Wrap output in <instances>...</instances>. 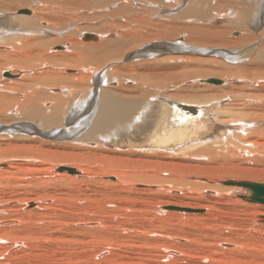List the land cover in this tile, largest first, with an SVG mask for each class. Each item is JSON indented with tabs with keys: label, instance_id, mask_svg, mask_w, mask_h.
I'll list each match as a JSON object with an SVG mask.
<instances>
[{
	"label": "bare ground",
	"instance_id": "obj_1",
	"mask_svg": "<svg viewBox=\"0 0 264 264\" xmlns=\"http://www.w3.org/2000/svg\"><path fill=\"white\" fill-rule=\"evenodd\" d=\"M14 1L16 7L30 5L26 6L29 10H17L18 13L15 15L13 10L16 11V7L15 9L11 8L13 7L11 5L8 8V3L6 6V3L0 0V6L5 8L1 11H8L1 13L4 16L0 17V31H2L0 40L7 37L6 33H13V31L20 33L21 38L28 37L27 40L30 37L39 36L40 38L47 31L54 33L62 31L61 34H68V26L57 27V25L70 19L73 20V18L76 21L83 19V14L77 16L79 14L76 11L81 12L88 9L92 12L100 10L110 12V9L116 7L113 12L108 13L110 17L117 12L118 14L123 12L124 9L123 6V9L119 7L124 0ZM149 1L160 5L159 1L166 4L174 3L175 0H148L147 2ZM209 1L212 0H185V3H180L182 8L185 6V10L178 14V18L188 21L185 20L187 24L177 27L180 29L178 34L179 32L183 33L181 36H176L177 38L174 37L177 33L175 25L178 23H175L174 19L177 18H169V22H172L167 24L161 15L159 16L161 19L158 20L159 17L155 18L149 12V16L146 17L141 15L139 17L132 15L133 17L122 19L120 17V20L109 24L113 27L112 30L104 28L94 30L91 29V25L76 28L77 36L80 39L85 41L101 40L91 47L83 43L78 45L79 43L70 39L66 44L46 48L44 41L32 45L29 40V43H23L21 50L18 49L16 55L21 58L20 64L24 62V68H20L19 64V70L8 72L7 77L2 75L5 81L2 80L3 77L0 81V138L7 140L0 143V185L9 186L25 182L29 187L47 190L48 188L58 189L56 187L60 186H64L63 188L66 186L67 188L77 187L86 183H92L93 186L96 184V189L99 184H110L113 192H116L114 195H117L120 201L118 203L104 201V205L112 206L111 210L108 209V206L105 208L101 204L102 201L99 204L97 202V210L94 207L92 209L99 213V217L87 216V213L91 212L90 205L75 204L74 209L69 207L71 210L69 212L73 216L71 222L68 220L56 222L50 218L61 216L60 212L65 209L60 205V198L57 195L53 196L54 193L53 195L36 193L33 196L20 199L13 195L2 196L4 189H1L0 212L6 213L10 210L11 214L5 217L0 216V264H5V262L8 264H33V258L39 255L36 249L43 245H41L42 240L56 241V244L63 241L72 242V239L62 238V233L66 230L67 234L71 236L81 234L85 238H91L89 241H83L84 249L81 252L84 258L80 259L83 264H264V245L256 247L252 245L254 243L250 242L251 238L264 233V202L252 199L253 190L247 186L251 182L263 185L264 183L248 179L221 180L219 183L215 181L216 179L205 178L201 175L202 173L193 171L194 167L210 168L205 165L204 151L211 155L210 160H215L214 153L222 146H228L227 151L233 154L238 148L244 153H250L251 150L246 149V145L253 147V145L263 144L257 138L264 137V27L261 29L262 23H264V0H228L232 8L225 10V14L218 13L220 11L217 7L218 14L210 13ZM210 4L212 3L210 2ZM220 4L222 5L221 0ZM219 5L217 4V6ZM3 7L1 9H4ZM224 7L226 8V6ZM159 8L161 9V7ZM156 10L157 7L153 11ZM8 14L15 18L16 22L13 21L16 23L15 25L8 22ZM126 14L128 15V13ZM224 15L240 29L239 36L230 38L228 29L213 24L219 23L222 19L221 16ZM88 22L90 21L88 20ZM249 27L256 30L260 28V30L255 34ZM114 28L117 29L118 35L125 43H128L129 40L130 43H133L135 40L144 38L147 40L161 39L163 42L154 44L156 40H152L153 42L146 44L134 43L136 46H133L132 52L128 51L130 53L125 55V52L118 56L111 51L115 40L105 39ZM11 37L13 38V36ZM43 38L41 37V39ZM208 43L212 47H223L221 51H218V54H221L227 61L226 64L222 63L224 66L221 65V68L214 69L211 66L213 69H210L209 72L222 75L224 73L232 74V76H225L222 78L223 83L214 84L207 82L208 78L199 77L197 79L199 82L215 87L211 89L213 93L198 97L178 94L181 87L184 88L183 84L189 80L188 76L192 74L189 71L184 73L178 71L180 63L173 62L175 60L172 61V59H170L171 62L166 63L169 60L168 55L166 62L152 60V58L150 60H141L140 58L156 57L161 53L165 54V52H196L194 48H199L200 51L205 50L198 53H207L209 51L205 46ZM27 45L29 49L26 48ZM30 45L35 47L30 48ZM124 45L121 46V50L125 47ZM16 47L18 46H15V49ZM121 50L118 48L117 51L123 53ZM34 51L36 63L27 65L29 53ZM47 51L53 52L52 55H49ZM184 55L175 57L179 62L180 58L190 59ZM129 58L133 61L129 60V64H121ZM22 59H24L23 62ZM17 61L19 62V60ZM58 61H62V63L58 64ZM63 63L65 64L63 65ZM36 66L43 70L36 71ZM67 66H72L74 72L65 74L63 70L68 68ZM181 67L184 68V66ZM30 72L32 74L29 75ZM15 75L17 78L21 77V80L8 78ZM52 85H58L57 92L52 90ZM176 98L178 100H174ZM48 104L51 105L48 107ZM6 135L10 137L6 138ZM38 135L60 139L62 137L71 138V142L77 148L80 147L79 145L95 146L104 154L99 159L103 160L107 166L104 168L78 166L77 164L80 165L81 162L84 163V161L96 157L90 154L91 151L80 152V150L76 153H65L57 151L58 149L53 150L49 139L47 143L46 137L45 140H42ZM53 142L55 143V141ZM60 143L63 145L64 142ZM212 146L215 149H212ZM103 147L104 149H102ZM126 150L127 153L136 157L143 156L150 159L154 156L156 159L154 163L159 161V165L147 168L146 164V168L150 169L147 171L124 170V166H120L122 164L121 154ZM158 151H162V153ZM163 152L183 154L189 161L186 164L189 168L188 173L180 170L174 172L173 176L174 178L178 177V180L181 179V181L187 178L188 185L196 183L198 192L196 191V194L194 192V197L205 203H186L187 205L203 207L207 211L210 209L206 213L211 217L216 215L215 213L219 209L214 206L216 202H225L227 205L228 203H241L248 210H254L252 212L255 215L247 218V221L241 220L247 224L245 225L246 229L254 230L256 234H243V238L241 237L242 239L239 241L236 236L238 240L222 234L221 230L217 229L221 225L214 224H210L211 229H214L210 236L201 232L202 235L195 234L196 232L189 233L184 229L178 232L181 230L180 228L177 229L178 231H171L170 229L174 225L182 227L185 224L196 227L197 224L194 223L202 222L204 216H198L194 212H203L204 210L179 206L178 204L185 203L184 200L179 199L184 192L177 194L172 193V189L166 190V186L171 184L164 182L165 176L163 177V175L168 169L166 167L172 165L176 167L179 163L177 164L176 161V165L173 161L167 160L168 155ZM174 154L172 155L174 156ZM180 154L178 156L181 157ZM225 158L223 160H226ZM140 161L145 163V161L151 160ZM58 163L64 165L61 166V170L60 167H56V171L65 170L66 172H61L58 174L59 176L53 172V166ZM142 163L139 164L142 165ZM93 164L95 166V163ZM180 166H177L176 169L179 170ZM230 167L225 165V169L240 172L242 177L255 179L254 177L259 175L264 178L263 172L258 173L240 165ZM67 168H74L75 171L70 173ZM110 174L114 177L111 176L109 179ZM212 180H214L213 183ZM227 181L233 182L225 184L224 182ZM137 183H142L146 187H135L134 184ZM106 185L103 190H108L109 186ZM173 188L177 190L176 186ZM243 189L248 191L246 196L243 193L240 194L244 191ZM62 190L64 191V189ZM236 191L244 200L232 196ZM132 196L133 199H138L141 202L139 207L141 212L139 215L136 213L138 215H135L137 216L136 221H132L130 218L133 213L130 212ZM28 200L33 201L27 202ZM3 203L7 206H1ZM164 204L173 205L161 208V205ZM23 206H25L24 210ZM256 208L258 209L256 210ZM79 210L85 214L78 215ZM178 211L187 212L185 213L187 216H184L186 220L180 218L182 212ZM247 214H249L248 211ZM201 222H199L200 226L203 223ZM66 226L67 228H65ZM130 237L140 238L141 243L136 240L132 241L133 239L131 240ZM18 241L21 242L22 248L10 251V247ZM16 245L18 246L19 243ZM19 253L21 255L16 257ZM68 257L70 259V256ZM38 259L41 261L40 258H37V261ZM70 260L72 261V259ZM70 260L67 264L71 263ZM34 263L43 262L35 261Z\"/></svg>",
	"mask_w": 264,
	"mask_h": 264
},
{
	"label": "rangeland",
	"instance_id": "obj_2",
	"mask_svg": "<svg viewBox=\"0 0 264 264\" xmlns=\"http://www.w3.org/2000/svg\"><path fill=\"white\" fill-rule=\"evenodd\" d=\"M5 2L6 4V6H7V3H8V5L9 6H7L8 8L9 7H11V5H13V7H11V8H14L15 9V1L14 0H2V2ZM133 1H134V3H133ZM148 1V0H147ZM146 0H124L122 3H120L119 5V7L120 8H122L123 9V7H124V9H123V12H120L119 14H118V12H117V14H113V15H110V17H109V15H108V13H110L111 11L113 12V10H115L114 8H116V7H114V8H112V9H110L111 11L110 12H108V11H105V10H100V11H94V12H92V11H90V10H88V9H85L84 11H81V12H77L76 11V13H78L79 15H77L76 13V15L77 16H80V14L82 15L83 14V16H84V18L83 19H81L80 21H76L75 20V18H73V20L72 19H70L69 21H65V22H63V23H60V24H58L57 25V27L59 26H68L69 27V29H68V34H61L60 32H62V31H59L58 33L57 32H49V31H47L46 32V34H44V35H42V36H40V38H39V36L38 37H34V38H29V40H30V44H38V43H41V42H43L44 43V46L47 48V47H49V46H57V45H63V44H66V43H68V40H70V39H72V40H74L75 42H77V43H79L78 45H80L81 43H83V44H86L88 47H91V46H93L94 44H96L98 41H101V40H98V41H92V40H90V41H85V40H83V39H80V37L79 36H77V31H76V28H80L81 26H83V27H85V26H87V25H91L90 27H91V29H94V30H102L103 28L104 29H107V30H112V26H110L109 24H112L113 22H116L118 19L120 20V17H121V19L122 18H124V17H129V16H136V17H139L140 15L142 16V17H146V16H149V12L151 13V15L152 16H154L155 18H157V17H159L160 15H161V17H163V18H165L164 20H166V22H167V24H169L170 22H172V21H170L169 22V20L170 19H173L174 17L175 18H177V19H174V21H176L175 23H177L175 26H176V28L177 27H180L181 25H184V24H187V19H184V18H178V14H180V13H182L184 10H185V6L182 8V3H185L184 1L185 0H175L174 1V3H163L162 1H159V4L160 5H158L157 3H155V2H153V3H151L150 1V3L149 2H147ZM187 1V0H186ZM125 2V3H124ZM128 2V3H127ZM177 2V3H176ZM210 2L212 3V4H210ZM216 2V3H215ZM218 2V3H217ZM227 2V3H226ZM123 3H124V5H123ZM131 3H133L132 5H131ZM181 3V4H180ZM219 3H220V0H218V1H216V0H212V1H209V11H210V13L211 12H213V13H215V14H218V13H221V14H225L226 13V11L225 10H228V8H232V5L229 3V1L228 0H221V3H222V5L220 4L219 5ZM129 4V5H128ZM153 4V5H152ZM170 4V5H169ZM175 4V5H174ZM217 4L219 5V6H217ZM229 4V5H228ZM242 4V3H241ZM127 5V6H126ZM175 7H174V6ZM231 5V6H230ZM27 6V7H29L30 5H23V6H17L16 7V11L15 10H13V12L15 13V15H16V13H18V11L19 10H21V9H28L29 10V8H25V7ZM123 6V7H122ZM166 6H167V8H166ZM171 6V7H170ZM224 6H226V8L224 7ZM3 6H0V17H2V16H4V14H1V13H4V12H8V11H1V10H5V8L4 9H1ZM119 7H117L118 9H119ZM130 7V8H129ZM136 7H137V10H136ZM140 7V8H139ZM156 7H157V10L156 11H153V10H155L156 9ZM159 7H161V9L159 8ZM179 7V8H178ZM215 7V8H214ZM216 7H217V9H219V11L220 12H218L217 13V9H216ZM128 8V9H127ZM139 8V9H138ZM7 9V8H6ZM158 9H159V11H158ZM175 9V10H174ZM180 10V12H178L179 10ZM183 9V10H182ZM8 10H11V9H8ZM18 10V11H17ZM130 10H131V13H129L130 12ZM140 10V11H139ZM169 10V11H168ZM178 10V11H177ZM231 10V9H230ZM118 11H121V10H118ZM157 11H158V13H157ZM128 13V15L126 14V13ZM138 12V13H137ZM144 12V13H143ZM167 12V13H166ZM169 12V13H168ZM178 12V13H177ZM13 13V14H14ZM104 13H107V14H105L104 15ZM126 14V15H124V14ZM163 13H165L164 14V16H163ZM19 14H22V15H27V14H24V13H19ZM166 14H167V16H166ZM169 14V15H168ZM18 15V14H17ZM103 15V16H102ZM123 15V16H122ZM213 15V14H212ZM89 17V18H87V17ZM90 16L92 17L91 19H90ZM105 16H107V17H105ZM118 16V17H117ZM132 16V17H133ZM9 16V14H8V22H11L13 25H15L16 23H14V22H16L15 21V18L13 17V15H12V17H10ZM97 17V18H96ZM109 17V18H108ZM161 17H159V19L158 20H160L161 19ZM173 17V18H172ZM188 17H190V15H188ZM100 18V19H99ZM114 18V19H113ZM170 18V19H169ZM222 18V19H221ZM221 21L219 22V23H213L214 25H216V26H220V28L222 27V28H225V29H228V32H229V34H228V36L231 38H234V37H237V36H239L240 34H241V31H240V29L239 28H237V26L234 24V22L231 20V19H229V18H227V16H221ZM12 20V21H11ZM84 20V21H83ZM88 20L90 21V22H88ZM102 21V22H100V21ZM113 20V21H112ZM178 20V21H177ZM185 20H187V21H185ZM14 21V22H13ZM76 21V22H75ZM105 21H107L106 23H104ZM224 21V22H223ZM70 22V23H69ZM99 22V23H98ZM165 22V23H166ZM169 22V23H168ZM222 22V23H221ZM76 23H77V26H76ZM92 23V24H91ZM183 23V24H182ZM79 24V25H78ZM106 24H108V25H106ZM85 25V26H84ZM225 26V27H224ZM231 26H234V27H231ZM93 27V28H92ZM264 27V23H262V26H261V29ZM75 28V29H74ZM99 28V29H98ZM91 29H89V30H91ZM116 28H114L113 29V31H111V34L110 35H108L105 39H108V40H115V41H113V48H112V46H111V48L113 49H111V51H112V53L113 54H116V55H118V56H120L121 54H124L125 52V55L126 54H128V53H130V52H128V51H133V46H136L135 44H138V45H140V44H142V43H148V42H151L152 40H156V41H154L155 43L154 44H157L158 42L159 43H161V42H163V41H161V39H149V40H147L146 38H144L143 40H135V41H133V43L131 42L130 43V40L129 41H127L128 43H125V41H123V39L118 35V32H117V29L115 30ZM249 29L253 32V33H255L256 34V32H259V30H260V28H258L257 30L256 29H252V27H249ZM75 30V31H74ZM94 30H92V31H94ZM180 29H176V31H177V33H176V35L174 36L175 38H177L176 36H181L182 34L179 32V34H178V31H179ZM230 30V31H229ZM254 30V31H253ZM71 31V32H70ZM175 31V32H176ZM2 31H0V33H1ZM5 32H7V31H5ZM15 31H13V33H6L5 35H7V37L6 36H4V37H6V38H3V36H2V38H3V40H0V81H5V79H4V77L2 76L3 74H2V72L4 73V72H10V71H16V70H19L20 68H24V59H22V62L23 63H21L20 64V60H21V58H20V56H19V58H18V55H16V52H18V49H20L21 50V47H22V45H23V43H29V40H27L28 39V37L26 38H21L22 37V35H20V33H17V32H15ZM236 32V35H234V33ZM4 33V32H3ZM86 33H88V32H86ZM117 33V34H116ZM2 34H0V36H1ZM11 36H13V38L11 37ZM77 36V37H76ZM41 37H44L43 39H41ZM56 39H55V38ZM37 38V39H36ZM53 38V39H52ZM32 39V40H31ZM39 39H41V40H39ZM61 40V41H60ZM160 40V41H159ZM5 41V42H4ZM25 41V42H24ZM46 41H47V44H46ZM153 42V41H152ZM13 43V44H12ZM43 43H42V45H43ZM125 45H124V44ZM135 43V44H134ZM211 43V42H210ZM9 44V45H8ZM11 44V45H10ZM50 44V45H49ZM132 45V47H131V45ZM134 44V45H133ZM32 45H30V48H33V47H35V46H33L32 47ZM48 45V46H47ZM122 45H124L125 47L121 50L120 48H121V46ZM210 45V46H209ZM6 46V47H5ZM15 46H18V47H16V49H15ZM28 46V45H27ZM26 46V48H28L29 49V46L27 47ZM118 46V47H117ZM206 48H208V51L209 52H207V53H198V52H203V51H205V50H201L200 51V49L199 48H194V50H196V52H182V51H177V52H165V54L164 53H161V54H159V56H156V57H149V58H145V57H140L141 58V60L142 59H144V60H150V58H152V60H161V62H166L167 61V59H166V56H167V58H169V60L166 62V63H169V62H171V60L170 59H172V61L173 60H175V61H173V62H176V63H180V67H178V71H180L181 73H184L185 71H189V73L191 74H189L190 76H188V81L186 82V83H184V82H182V83H184L182 86L184 87V88H182L181 87V91L179 90L178 92V94L179 95H181V96H183L184 94L185 95H191V96H202L203 94H210V93H213V90L211 91V89L212 88H214V87H212V86H210L209 84L207 85V84H205V83H202V82H199L197 79L199 78V77H201V78H204L205 77V79L206 78H216V79H220V80H223L222 78L223 77H225V76H232V74H226V73H224L223 75L222 74H219V73H215L214 72V74L213 73H211V72H209L210 71V69H216V68H221L222 66L221 65H223V64H226V60L221 56V54H218V51H221L222 50V48L223 47H212V45L211 44H207L206 46H205ZM12 48H13V50H12ZM25 48V49H26ZM118 48H119V50H121V51H123V53L122 52H119V51H117L118 50ZM9 49H11L10 51H8ZM27 49V50H28ZM116 49V50H115ZM130 49V50H129ZM199 50V51H198ZM4 52V53H3ZM6 52V53H5ZM48 52V51H47ZM2 53H3V55H2ZM51 53H53V52H51ZM51 53H49L48 52V54L49 55H52ZM178 53V54H177ZM187 56L186 58H188V57H190V59H182V58H180V62H179V60L177 59V57H175V56H183L184 54ZM11 54H13V55H11ZM34 54H36L35 53V51L33 52V53H29V61H28V63H27V65H30V64H34V62L36 63V59H34V58H36V55H34ZM171 54V55H170ZM182 54V55H181ZM8 55V56H7ZM184 55V56H185ZM12 56V57H11ZM35 56V57H34ZM170 56V57H169ZM14 57V58H13ZM8 58V59H7ZM11 58V59H10ZM59 58V57H58ZM174 58H176L177 59V61H176V59H174ZM211 58H213L212 59V61H211ZM13 59V60H12ZM193 59V60H192ZM9 60H11V61H9ZM17 60H19V62L17 61ZM130 58L129 59H126V60H124V63H121V64H129V62L130 61H133V60H130ZM166 60V61H165ZM204 60V61H203ZM18 62V64H17V62ZM31 61V62H30ZM129 61V62H128ZM208 61V62H207ZM217 61V62H216ZM223 61V62H222ZM8 62H10V63H8ZM219 62V63H218ZM62 63V61H58V64H61ZM223 63V64H222ZM10 64V65H9ZM19 64L21 65V66H19ZM26 64V63H25ZM65 63H63V65H64ZM13 65V66H12ZM23 65V66H22ZM217 65V66H216ZM18 66L20 67V68H18ZM181 66H184V68L182 69V67ZM213 68H212V67ZM224 66V65H223ZM68 68H66V69H64L63 71H64V73L65 74H71L72 72H74V70L72 69L73 67L72 66H67ZM70 67V68H69ZM72 67V68H71ZM5 68H7V69H5ZM10 68V69H9ZM39 68V69H38ZM181 68V69H180ZM14 69V70H13ZM36 71H41V70H43L42 68H40L39 66H36ZM69 69V70H68ZM71 69H72V71H71ZM3 70V71H2ZM8 70V71H7ZM67 70V71H66ZM204 70H205V73H204ZM69 71V72H68ZM183 71V72H182ZM191 71V72H190ZM197 71H199V72H197ZM201 71V72H200ZM206 72H207V74H206ZM29 75L30 74H32V72H30V73H28ZM59 75V74H58ZM56 76H57V74H56ZM2 77H3V79H2ZM7 77V76H6ZM191 77V78H190ZM8 78H10V79H14V80H21V77L20 78H17L16 77V75L15 76H9ZM2 79V80H1ZM23 80V79H22ZM196 80V81H195ZM198 81V82H197ZM222 82V81H221ZM223 83V82H222ZM130 84V83H129ZM186 84V85H185ZM214 84V83H213ZM52 90H54V91H56L57 92V90H58V85H52ZM183 89V90H182ZM47 91V89H44V91ZM49 93H53V92H49ZM221 95H223V94H221ZM176 97H178L177 96V94H176ZM174 100H178L177 98L176 99H174ZM225 102V101H224ZM49 105H51V104H48V107H49ZM14 133V132H13ZM12 133V134H13ZM20 136V135H19ZM27 137H28V135H26ZM39 136V135H38ZM10 136L9 135H6V138H9ZM43 137V138H42ZM45 137H46V140H45ZM5 138V139H6ZM36 138V137H35ZM39 138H41L42 140H45L47 143H48V141H50V144L52 145H50L51 146V148L53 149V150H57V151H61V152H65V153H76V152H78V151H80V152H86V151H91V153L90 154H93L94 155V157H96L95 159L92 157L90 160H88V161H84V163L83 162H81L80 163V165L79 164H77L78 166H81L82 165V167H87V166H90V167H92V168H104V167H106L107 166V164L106 163H104V161L103 160H101V159H99V157H102V155H104L103 153H102V151H99V150H97L96 148H95V146L93 147V146H89V145H86V146H81V145H79L80 147H78L77 148V146L76 145H74V143H72L71 141H72V139L71 138H63L62 137V139H60V138H52V137H48V136H39ZM254 138H257V137H254ZM253 138V139H254ZM263 138V139H262ZM49 139V140H48ZM57 140V143H58V141H59V145L56 143V140ZM246 139H248V138H246ZM258 139V141H261L263 144H258V145H253V147H255V148H253L252 146H245V148L246 149H250L251 150V154L250 153H244L242 150L240 151V148H238V149H235V153H233V154H231V153H229L228 151H227V147L228 146H222V150L221 149H219V150H217V152L216 153H214V155H215V160H210L209 158L211 157V155H209L206 151H204L203 152V154H204V158H205V162H206V164L205 165H207L208 167H210V168H206V169H200V168H195L194 167V172H199V173H202L201 175L203 176V177H205V178H212V179H216L215 181H217V182H219V183H221V180L223 181V180H244V179H248V180H255V181H259V182H263L264 183V178H262V177H259V175L258 176H256V177H254L255 179H253L252 177H249V178H246V177H242L241 175V173L240 172H237V171H228L227 169H225V165H226V167L227 166H231L232 168L234 167V166H236V165H240V166H244V167H246V168H248V169H252L253 171H257L258 173H260V172H263L264 173V137H261V138H257ZM48 140V141H47ZM55 141V143L53 142V141ZM5 141H7V140H3L2 138H0V143H3V142H5ZM60 142H64L63 143V145L60 143ZM53 143L55 144L54 146H53ZM35 144V143H34ZM57 144V145H56ZM66 144V145H65ZM62 145V146H61ZM61 146V147H60ZM258 146V147H257ZM57 147V148H56ZM63 148V149H62ZM80 148H82L83 149V151H82V149H80ZM86 148V149H85ZM102 149H104V147L102 148ZM212 149H215V147L214 146H212ZM256 149V150H255ZM64 150V151H63ZM259 150V151H258ZM263 150V151H262ZM117 152H118V150H116ZM255 153H254V152ZM257 151H258V153H257ZM138 152V151H137ZM158 152H160V153H162V151H158ZM164 154H167L168 155V157L166 158L167 160H170V161H173L174 162V164H176L177 166H179V165H181L180 166V169L179 170H177L176 168H177V166L176 167H174L175 165H172L171 167H166V169H167V171H166V174H164L163 175V177L165 178V180H164V178H162L163 180H164V182L166 183H171V184H169L168 186H166V190L169 188L170 190L172 189V193H177V194H180L181 192L183 193L182 195L184 196H180V200L181 201H185V203L184 204H178L179 206H182V207H190V208H196V209H203L204 211L203 212H194V214H197L198 216H204V217H206V218H202L203 220H202V222L201 221H198V223L196 222V223H194V224H197L196 225V227H194V225H193V227L191 226V225H185V224H183L182 225V227H181V225L180 226H177V225H174L173 227H172V229H170L171 231L172 230H177V229H181V230H177L178 232H181L182 231V229H184L186 232H188L189 231V233L190 232H196L195 234H198V235H202V234H209V236L214 232V229H211V225L212 224H214V225H221V226H219L217 229H219V230H221V233L222 234H224L225 236H227V237H231L232 239H235L236 237H238L239 238V241H241L240 239H242L243 237V234H256L255 233V231L254 230H251V229H246L245 227V225H247V224H244L243 222H242V220L243 219H245L246 221H247V218H249V217H251V216H253V212L252 211H254V210H248L247 209V207H244V205L243 204H241V203H228V205H227V203L225 204V202H222V203H220V202H216L215 204H214V206L215 207H219V209H218V211H217V213H215L216 215H214V216H211V217H209L208 216V213H206V211H207V209H204L203 207H191L190 205H187V204H194V203H205V202H202V201H200L199 199H197L196 197H194V195L198 192V190L196 189L197 188V186H196V183H193V185H191L192 183H189L190 185H188V180H187V178H185V179H183L182 181H181V179H179L178 180V177H176L175 176V178H174V176H173V173L174 172H177V171H180V170H183L184 172H189V168H188V166H186V164H187V162L189 163V161L187 160V157L185 156V155H183V154H180V153H178L177 155L176 154H174V153H165V152H163ZM221 153V154H220ZM263 153V154H262ZM117 154H121V153H117ZM172 154H174V156L172 155ZM182 155L181 157L180 156H178V155ZM209 156H208V155ZM122 155V156H121ZM120 156H121V158H122V164L120 165V166H124V170H128V171H136V170H144V171H147V170H150V169H147V168H149V167H153L154 165V167H158L157 165H159V161L157 162L156 161V163H154L155 162V160L156 159H154V156H152V158H150V159H146L145 157H136L135 155H130L129 153H127V150L126 151H123L122 152V154H121ZM170 155V156H169ZM176 155V156H175ZM261 155V156H260ZM263 155V156H262ZM4 156H6V155H4ZM7 156H9V155H7ZM257 156V157H256ZM260 156V157H259ZM172 159H171V158ZM186 159V161H185V159ZM226 157V158H225ZM231 159H230V158ZM259 157V158H258ZM262 157V158H261ZM132 158V159H131ZM135 158H136V160H135ZM226 159V160H223V159ZM250 160H249V159ZM125 161H124V160ZM127 159V160H126ZM184 159V160H183ZM206 159H208L207 161H206ZM96 160H98V161H96ZM132 160V161H131ZM140 160H151V161H149V162H147V161H145V163H142V161H140ZM138 161V162H137ZM177 161V162H176ZM248 161V162H247ZM250 161V162H249ZM91 162V163H90ZM124 162V163H123ZM132 162V163H131ZM152 162V163H151ZM176 162V163H175ZM220 162V163H219ZM229 162H231V163H229ZM62 163V162H61ZM61 163H58V164H56V165H54L53 166V172H55L56 173V175H58V174H60L61 172H65V170H62V171H60V172H58V171H56V167H61V166H63ZM93 163H95V166H94V164ZM139 163H142V165H140ZM226 163V164H225ZM233 163V164H232ZM145 164V165H144ZM146 164H147V168H146ZM183 164V165H182ZM223 164H225V165H223ZM229 164V165H228ZM236 164V165H235ZM1 165H3L2 163H1ZM221 165V166H220ZM133 166V167H132ZM138 166V167H137ZM224 166V167H223ZM153 167V168H154ZM215 167V168H214ZM230 167V168H231ZM138 168V169H137ZM214 168V169H213ZM224 168V169H223ZM152 170V169H151ZM226 170V171H225ZM192 171V170H191ZM217 171V172H216ZM184 172H182V173H184ZM66 173V172H65ZM147 173H149V172H147ZM169 173V175H167ZM238 175V176H237ZM59 176V175H58ZM114 177V175H112V174H110L109 176H108V178L109 177ZM254 176H255V174H254ZM107 178V179H108ZM238 178V179H237ZM110 179V178H109ZM173 179V180H172ZM116 179L114 178V181H115ZM162 180V181H163ZM187 182H186V181ZM192 180H195V179H192ZM203 180H205V179H203ZM169 181V182H168ZM177 181H178V183H177ZM109 183L111 182V181H108ZM186 182V183H185ZM212 183L214 182V180H212L211 181ZM210 182V183H211ZM181 183V184H180ZM183 183V184H182ZM27 183H20V184H17V185H9V186H4V185H0V190L1 189H4V195H2V196H11V195H13V196H15V197H17V198H24V197H29L30 195H32L33 196V194H36V193H41V194H44V193H48L49 195H53V193H54V195L53 196H58L59 198V201H60V205H62V208L63 209H65V210H63L62 212H60V215L61 216H59V215H57L56 217H51L50 219H52V220H56V222H58V221H61V220H64V221H69V222H71V218L73 217L72 216V213H70L71 212V210L69 209V207H71V209H74L75 208V204L76 205H82V203L83 204H87V205H90L89 207H91L90 209H91V212H89V213H87V216H95V217H99V213L98 212H96L94 209H96L97 210V208H96V203L98 202V204L101 202V204H103V202L104 201H112V202H114V203H118V201H120L118 198V196L117 195H114L116 192L114 191L113 192V190H112V187L110 186V184L109 185H106V184H99V187L98 188H96L95 189V187H97L96 186V184H95V186H93L94 184H92V183H86V184H82V186L80 187V186H77V187H75V186H72L71 188L72 189H74V190H72L71 188H67V186H66V188H63V187H56V188H58V189H54V188H48L47 190H44V189H42V188H39V189H37V188H35V187H29L28 185H26ZM138 184V185H137ZM137 184H134L135 185V187H139V188H142V187H146L145 185H142V183H137ZM186 184V185H185ZM109 186V187H107V189L108 190H106V189H104L103 190V187L104 186ZM172 185H173V187L174 186H176L177 187V190H176V188H173L172 187ZM86 186V187H85ZM93 186V187H92ZM182 186H184V188H182ZM193 186V187H192ZM196 186V187H195ZM223 186H225V185H223ZM80 187V188H79ZM60 188H62V189H64V191L62 190V189H60ZM78 188V189H77ZM191 188V189H190ZM222 188V187H221ZM224 188V187H223ZM60 189V190H59ZM66 189V190H65ZM68 189V190H67ZM81 189V190H80ZM85 189V191H83ZM89 189V190H88ZM92 189V190H91ZM111 189V190H110ZM168 189V190H169ZM175 189V190H174ZM187 189V190H186ZM32 190V191H31ZM44 190V191H43ZM71 190V191H70ZM182 190V191H181ZM244 191L243 192H240V194L241 193H243V195L244 196H246L247 195V193H248V191H247V189H243ZM46 191V192H45ZM63 191V192H62ZM69 191H70V193H69ZM74 193H73V192ZM81 191H83V192H81ZM102 191V192H101ZM189 191V192H188ZM197 191V192H196ZM72 192V193H71ZM194 192H195V194H194ZM237 192V191H236ZM235 192V194L234 195H232L234 198H238V199H242V197L241 196H239V192H237L236 193ZM111 193H113V194H111ZM106 195H108V196H106ZM184 198V199H183ZM76 199V200H75ZM78 199V200H77ZM131 200H130V212H133L134 213V211H136L135 213H134V216H132L133 215V213L130 215V218L132 219V221H136V219H137V216L140 214V204H141V202L138 200V199H133V196L130 198ZM197 199V200H196ZM74 200V201H73ZM133 200V201H132ZM135 200V201H134ZM242 200H244V199H242ZM29 201H33V200H28L27 202H29ZM194 201V202H193ZM26 202V203H27ZM86 202V203H85ZM91 203V204H89V203ZM133 202V203H132ZM137 202V203H136ZM189 202V203H188ZM108 203V202H107ZM187 203V204H186ZM139 204V205H138ZM253 204H256V203H253ZM258 204V203H257ZM166 205H173V204H166ZM165 204L164 205H161V208H162V206H166ZM178 205H174V206H178ZM1 206H7V204H4L3 203V205L1 204ZM103 206H105V208H107V206H108V209L110 208V210H111V208H112V206L110 207V205L108 204L107 206L106 205H104L103 204ZM24 208H23V210L25 209V206H23ZM92 207H94V209H92ZM131 207H132V209H131ZM136 207H138V208H136ZM34 208V207H33ZM134 208H135V210H134ZM233 208V209H232ZM242 208H243V210H242ZM247 209V210H246ZM258 208H256V210H257ZM139 210V211H138ZM164 210H166V211H168L167 209H164ZM210 210V209H209ZM208 210V211H209ZM245 210H246V213H245ZM264 210V209H263ZM9 211L10 210H8L6 213L5 212H0V216L2 217V216H9L10 214H11V212L9 213ZM70 211V212H69ZM96 213H95V212ZM170 211V210H169ZM173 211V210H172ZM207 211V212H208ZM247 211H248V213L249 214H247ZM57 212H58V210H57ZM178 212H182V211H178ZM9 213V214H8ZM138 215H137V214ZM185 213H187V212H182V213H180L181 214V217L180 218H182V219H185L186 220V218L184 217V216H187ZM2 214V215H1ZM78 215H82V214H85V213H83L82 212V210H79V212L77 213ZM177 214H179V213H177ZM184 214V215H183ZM202 214V215H201ZM135 215H137V216H135ZM207 215V216H206ZM255 215V214H254ZM93 216V217H94ZM217 216V217H216ZM209 217V218H208ZM256 217V216H255ZM55 218V219H54ZM212 218H214V219H212ZM216 218V219H215ZM66 219V220H65ZM130 219V220H131ZM208 219V220H207ZM211 219V220H210ZM232 219H233V221H232ZM242 219V220H241ZM199 220H201V219H199ZM206 220V221H205ZM50 221V220H49ZM138 221V220H137ZM211 223H210V222ZM175 222V221H174ZM199 222H201L202 223V225L200 226V223ZM205 222V223H204ZM217 222V223H216ZM230 222V223H229ZM56 224V223H55ZM211 224V225H210ZM230 224V225H229ZM187 226V227H186ZM191 226V227H190ZM198 227V228H197ZM209 227V229H206V228H208ZM230 227V228H229ZM65 228H67V226L65 227ZM176 228V229H175ZM201 228H203L204 230H202ZM183 230V231H184ZM210 230V231H209ZM251 230V231H250ZM67 231V230H66ZM64 232V233H62V235H63V237L62 238H65V239H72V242H70V243H68V242H66V241H63V242H59L58 244H56V241H50V240H48V241H46V240H42V243H41V245H42V247L40 246L38 249H36V252L39 254V255H37L36 257H34L33 258V264H35L34 262L36 261V262H43V263H40V264H67V262L70 260V259H72V261L70 260V262L71 263H69V264H79V262H80V264H83L81 261H80V259L81 260H83V253L81 252L82 251V249H84L83 247V241H89V240H91V238L90 237H87V238H85V237H83V235H81V234H75V235H70V234H67L68 233V231L67 232ZM184 231V232H185ZM211 231H213V232H211ZM130 232H132V231H130ZM202 234H201V233ZM204 232V233H203ZM133 233V232H132ZM66 235V236H65ZM236 236V237H235ZM75 237V238H74ZM242 237V238H241ZM263 237H264V233L261 235V236H258V237H255V238H251V240H250V242H251V244L252 243H254V244H252V245H255L256 247H259V246H262V245H264V239H263ZM84 238V239H83ZM89 238V239H88ZM96 238V237H95ZM238 238H236V240H238ZM74 239V240H73ZM76 239V240H75ZM130 239L132 240V241H140L139 243H141V240H139L140 238H132V237H130ZM138 239V240H137ZM143 239V238H142ZM143 240H145V239H143ZM255 241V242H254ZM76 242V243H75ZM19 243V245L17 246L16 244H18ZM256 243V244H255ZM53 244V245H52ZM73 245V246H72ZM258 245V246H257ZM22 246V244H21V242H16V243H14L11 247H10V251H14V250H18V249H20V248H22L21 247ZM71 247V248H70ZM91 249H93L92 247H91ZM54 250V251H53ZM57 251V252H56ZM56 253V254H55ZM21 255V253H19V255H17L16 257H19ZM43 256V257H41V256ZM46 256V257H45ZM68 256H70V259H69V257ZM62 257V258H61ZM36 258V259H35ZM37 258H40L41 259V261L38 259V261H37ZM53 258V259H52ZM61 258V259H60ZM13 260H14V258H12ZM44 259V260H43ZM64 259V260H63ZM69 259V260H68ZM77 259H79V260H77ZM35 260V261H34ZM65 260H66V262H65ZM75 260V261H74ZM9 262V261H8ZM5 264H8L7 262H5ZM32 264V263H31Z\"/></svg>",
	"mask_w": 264,
	"mask_h": 264
},
{
	"label": "water",
	"instance_id": "obj_3",
	"mask_svg": "<svg viewBox=\"0 0 264 264\" xmlns=\"http://www.w3.org/2000/svg\"><path fill=\"white\" fill-rule=\"evenodd\" d=\"M3 75L7 76V75H9V73L8 72H4ZM206 81L207 82H211V83H221L222 80L216 79V78H209ZM59 169L61 170L62 167H60ZM67 170L70 173H73L75 171L74 168H67ZM230 182H233V181H227V182H224V183L227 184V183H230ZM247 186L250 187L253 190L252 199H254V200L255 199H259V200L264 202V185L263 184H258V183L251 182ZM187 210L191 211L190 209H187Z\"/></svg>",
	"mask_w": 264,
	"mask_h": 264
}]
</instances>
